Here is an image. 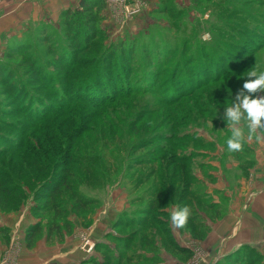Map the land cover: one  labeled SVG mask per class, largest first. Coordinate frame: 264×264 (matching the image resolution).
<instances>
[{"label":"rangeland","instance_id":"374dc122","mask_svg":"<svg viewBox=\"0 0 264 264\" xmlns=\"http://www.w3.org/2000/svg\"><path fill=\"white\" fill-rule=\"evenodd\" d=\"M85 38L88 49L72 53ZM120 42L132 46L130 63L116 57ZM257 65L264 0H0V264H264V209L254 203L264 194L254 176L264 139L246 135L242 150L226 149L225 106L241 92L264 98L243 88ZM54 132L67 141L49 158L44 136ZM108 143L125 158L91 189L77 164L92 167L86 151ZM190 158L189 181L165 177ZM62 175L98 205L81 213L69 194L44 202ZM190 182L203 187L185 200ZM185 206L177 228L172 213ZM142 208H152L146 220ZM133 217L131 229L118 228ZM176 244L190 257L173 254Z\"/></svg>","mask_w":264,"mask_h":264},{"label":"trees","instance_id":"16d2710c","mask_svg":"<svg viewBox=\"0 0 264 264\" xmlns=\"http://www.w3.org/2000/svg\"><path fill=\"white\" fill-rule=\"evenodd\" d=\"M86 6H88L87 2H82L81 5L79 6V8L86 10L87 8H85ZM77 12H79L78 10H76ZM77 35L76 38H81V37H86L87 34L84 35H79V34H74ZM90 42L89 38H85V41L78 44L77 46H73V52L72 53H77L78 51H80L82 48L84 50L88 49V45L87 43ZM130 45V44H129ZM132 46H127L126 42H120L117 46H114L113 50L115 51V53H117L116 57L122 58L124 60H127L129 63L130 61L133 59L132 53H131V48ZM147 55H149L148 52H146ZM79 55V54H78ZM151 67H153V63L151 64ZM157 67V65L155 66ZM55 122V121H54ZM52 123V125H55V123ZM74 122V121H73ZM66 124V123H65ZM65 126V125H64ZM35 131V130H34ZM44 133V131H43ZM72 136V134L70 135V137ZM63 134L59 133L56 134V132L54 133H50L47 134L46 136H44L45 138V142L44 144H47L49 147L48 149V156L49 158H53L55 152L57 151V147L56 146H61L64 145L65 141H67L66 139H62ZM83 138V137H82ZM80 138V139H82ZM43 142V140H41ZM64 141V142H63ZM79 141L75 140V141H71L72 144V148L71 149H75L79 144H81L79 142V144H77ZM84 146H80L79 151L83 150ZM116 147L114 145H110L108 143V145H103L102 146V150H100L97 153H93L91 151H86L87 155H92V168L90 165L85 164V165H79V169L77 170V174L75 176L78 175V177L80 179H82V181H84L85 183H87L86 185L93 189V188H101L103 187V185L106 183V178L107 176L111 179L112 177V173L116 172V168L121 165V161L123 162V159L125 158V155L123 153H120V150H117V152L115 153L114 151ZM104 159H108V162H111V166L109 165L108 168L107 166H105V162ZM159 160H155L154 162H158ZM192 161V158L187 159V160H182L179 162H173V164H171L169 166L170 170H168L167 172H165L167 179L170 176V178L175 179V178H179V179H184V182L189 181V179H191V173H190V162ZM102 164V165H101ZM28 165V164H27ZM32 166H38V164L36 162H34L33 160V164L29 165V167ZM168 165H166L167 167ZM28 168H26L27 170ZM41 169V167H40ZM23 174H26L27 172L22 171ZM41 170H39L38 173H40ZM104 175V176H103ZM195 184V185H193ZM71 187H73L72 184L69 183V179L67 176L62 175L58 178V180H56V182L54 183V185L47 187V191L45 192L46 194L44 202H53V201H59L62 203V196L69 194L70 197L75 198V203L76 206L78 207V209L80 210L81 213H86L89 212L92 207L98 205L96 204L95 200L89 197H84L82 196V194H78V191L80 192V190L75 191L73 194L71 193ZM202 188V182H200L199 185H197L195 182L190 184H187L184 188H182L180 191L183 194L185 200L190 199L191 196H198L199 194H196V190L194 188ZM81 193V192H80ZM160 193V192H159ZM155 194V193H154ZM162 194V193H160ZM168 195L173 196L174 194V190L171 187L170 191L167 192ZM164 197V195H163ZM181 197V196H180ZM197 201L199 203H202L201 200L197 199ZM0 203V204H4ZM156 205H158V201L155 202ZM54 207V206H51ZM212 205L210 206H206V208H211ZM47 209H50V204L49 206L46 207ZM90 209V210H89ZM53 212L56 213V211H58V213H60V209H52ZM152 211V208H142L139 210V212H145V214H143L141 217L142 220H146L147 216H145L148 212ZM56 213V214H58ZM130 222L131 224H119L118 228L119 229H131L133 225H136L137 223H139V221H137L134 217L130 218ZM121 225V226H120ZM148 227V225H147ZM197 229H201V227H196L194 225H191V230L192 232ZM57 231L59 230V228L56 229ZM139 231V230H138ZM2 230L0 229V235H2ZM42 233V229L37 226L36 228H34L33 230H30L27 234V247L28 249H32L35 246V243L37 241V238L41 235ZM136 233V232H134ZM115 243L118 246L123 245L125 247V250H130L132 248V246H130L133 241H131L130 239H127L125 237L122 236H116L114 237ZM173 254H177V255H184L186 258L190 257L189 254L180 246H178L177 244L175 246L171 247ZM187 253V254H186ZM104 264H119L117 261L112 260V259H108V261H105Z\"/></svg>","mask_w":264,"mask_h":264},{"label":"clouds","instance_id":"9594fccd","mask_svg":"<svg viewBox=\"0 0 264 264\" xmlns=\"http://www.w3.org/2000/svg\"><path fill=\"white\" fill-rule=\"evenodd\" d=\"M255 79H252V78ZM243 88L249 92L264 90V68L257 65L247 73ZM230 95V93H229ZM226 109V122L230 128V134L226 139V149L230 153L242 150L245 137L255 138L257 141L264 137L257 134V129L264 132V98H250L240 94V103L232 99ZM243 125V126H241ZM190 212L187 206L172 213L171 220L175 227L182 228L189 218Z\"/></svg>","mask_w":264,"mask_h":264},{"label":"crops","instance_id":"0c3cea01","mask_svg":"<svg viewBox=\"0 0 264 264\" xmlns=\"http://www.w3.org/2000/svg\"><path fill=\"white\" fill-rule=\"evenodd\" d=\"M258 151V150H257ZM257 160L260 158V154H257ZM264 161V160H263ZM260 168L259 166L254 170V176H255V181H257V183H261L262 180H264V163L261 164ZM258 185V184H257ZM260 186V185H259ZM256 189V188H254ZM255 206L257 209H260V211H262L264 209V194L258 196L257 198H255ZM233 246V245H231Z\"/></svg>","mask_w":264,"mask_h":264},{"label":"built area","instance_id":"2783aa9c","mask_svg":"<svg viewBox=\"0 0 264 264\" xmlns=\"http://www.w3.org/2000/svg\"><path fill=\"white\" fill-rule=\"evenodd\" d=\"M117 1H122V0H117ZM87 246H88L89 248L92 247L91 243H88V242H87Z\"/></svg>","mask_w":264,"mask_h":264}]
</instances>
